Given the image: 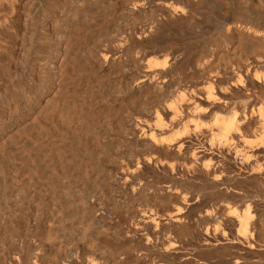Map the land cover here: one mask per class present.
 <instances>
[{
  "label": "rangeland",
  "instance_id": "rangeland-1",
  "mask_svg": "<svg viewBox=\"0 0 264 264\" xmlns=\"http://www.w3.org/2000/svg\"><path fill=\"white\" fill-rule=\"evenodd\" d=\"M89 1L73 7L67 44L41 35L54 75L28 79L0 127V264H264V58L250 54L263 39L229 27L234 0L219 16L176 0L172 13L162 0ZM244 17L264 24V10ZM217 118L240 121L227 143Z\"/></svg>",
  "mask_w": 264,
  "mask_h": 264
},
{
  "label": "bare ground",
  "instance_id": "bare-ground-1",
  "mask_svg": "<svg viewBox=\"0 0 264 264\" xmlns=\"http://www.w3.org/2000/svg\"><path fill=\"white\" fill-rule=\"evenodd\" d=\"M88 2L87 0H85ZM92 2H97V0H91ZM142 1V0H141ZM164 2L165 11L167 13L174 12V8L172 10V5L170 0H162ZM178 6L188 13L193 14L194 11H199L204 13L208 11L210 13L213 12L217 16L218 14H222V10L227 1L229 0H176ZM238 2V6L241 11L235 15V19L231 20L229 27H233L236 29L248 27V33H254L257 37L263 39V41L254 43L253 51L250 54H254L253 56L264 58V24L259 25L258 23H250L249 20L243 19L244 13L249 12L251 14L260 15L264 10V0H234ZM81 2V0H0V75H3V71L6 70V67L11 68V73L9 76V80L6 81L0 78V127L4 128L7 121L5 118H12L13 115L16 114V102L24 99L25 97V82L30 78H40L42 74H45V80L50 79L54 75V70L49 66V63L52 59L53 46L49 45V43L44 44L42 47L40 45L41 35L52 34L57 43H60L64 40L66 35V30L68 28V23L71 21L73 14V7L76 3ZM84 2V1H83ZM85 2V3H86ZM90 2V1H89ZM88 2V3H89ZM102 2V0H101ZM145 2V1H144ZM85 3L84 6H85ZM228 3V2H227ZM94 4V3H93ZM141 4V2L139 3ZM78 5V4H76ZM81 5V4H80ZM98 5V3H97ZM96 5V6H97ZM88 6V5H86ZM90 6V5H89ZM94 6V5H92ZM102 6V5H101ZM114 6V5H113ZM78 7V6H77ZM83 7V6H82ZM95 7V6H94ZM76 8V7H75ZM87 7H85L86 10ZM98 8V6H97ZM115 8V7H114ZM79 9V8H76ZM75 9V10H76ZM84 9V8H80ZM79 9V12L81 11ZM89 9V7H88ZM101 9V8H100ZM99 9V10H100ZM112 9V8H111ZM94 10V9H93ZM98 10V9H97ZM104 10V9H102ZM244 12H243V11ZM96 11V10H94ZM92 11V12H94ZM77 12V11H75ZM84 12V11H82ZM101 12V11H100ZM165 12V13H166ZM87 13V12H86ZM90 13V11H89ZM97 13V12H96ZM212 13V14H213ZM85 14V12L83 13ZM92 14V13H91ZM94 15V13H93ZM92 15V16H93ZM102 15V14H101ZM200 15V14H199ZM196 18L197 20L192 24L193 28L198 26V22L200 21V17ZM84 16V15H83ZM89 16V15H88ZM100 16V15H99ZM108 16V15H107ZM106 16V17H107ZM112 16V15H111ZM121 16V15H120ZM185 16V15H184ZM190 16V15H189ZM194 16V15H192ZM191 16V17H192ZM197 16V15H196ZM76 17V16H75ZM86 17V16H85ZM213 17V16H212ZM211 17V18H212ZM222 17V16H221ZM250 17V16H249ZM261 17V16H259ZM93 18V17H92ZM110 18V17H109ZM149 18V17H148ZM208 18V17H207ZM210 18V19H211ZM241 18V19H240ZM264 18V17H263ZM78 19V18H77ZM80 19V16H79ZM105 19V18H104ZM204 19V18H202ZM87 20V19H86ZM102 20V19H101ZM100 20V21H101ZM106 20V19H105ZM122 20V19H121ZM192 20V18H191ZM216 20V19H215ZM91 21V20H90ZM104 21V20H102ZM130 21V20H129ZM74 22V21H73ZM72 22V23H73ZM71 23V24H72ZM99 23V22H98ZM12 27L19 29L18 32L11 31ZM100 24V23H99ZM107 24V23H106ZM215 24V23H214ZM75 25V24H73ZM101 25V24H100ZM113 25V24H112ZM133 25V24H132ZM216 25V24H215ZM219 25V24H218ZM99 26V25H98ZM217 26V25H216ZM87 27V26H86ZM95 26H93L94 28ZM109 28V27H108ZM192 28V29H193ZM257 30H255V29ZM73 29V28H71ZM70 29V31H71ZM86 29V28H85ZM100 29V28H99ZM191 29V28H189ZM195 29V28H194ZM219 29V28H218ZM69 30V29H68ZM78 30V29H77ZM262 30V31H260ZM101 31V29L99 30ZM72 32H74L72 30ZM76 32V31H75ZM104 32V31H103ZM69 33V32H68ZM112 33V32H111ZM207 33V32H206ZM70 35L72 33H69ZM77 34V33H76ZM75 34V36H77ZM81 34H83L81 32ZM79 34V35H81ZM97 34V33H96ZM69 36V35H68ZM83 36V35H82ZM102 36V35H101ZM100 36V37H101ZM105 36V35H104ZM107 40L111 39V34H107ZM73 37V35H72ZM228 40L223 45H227V47L233 45V37L234 34L230 33L228 35ZM239 37V36H238ZM81 38V37H80ZM99 38V37H98ZM97 38V39H98ZM68 39V38H67ZM70 39V38H69ZM71 39H75L74 37ZM79 39V36H78ZM76 40V39H75ZM74 40V41H75ZM91 40V38H90ZM99 40V39H98ZM12 43L11 47L5 46L4 42ZM65 41V40H64ZM70 41V40H69ZM92 41V40H91ZM95 41V40H94ZM93 41V42H94ZM244 41V40H243ZM55 42V43H56ZM66 42V41H65ZM97 42V41H95ZM242 42V41H241ZM240 42V43H241ZM73 43V41H72ZM239 43V42H238ZM237 43V44H238ZM67 44V42L65 43ZM160 44V43H159ZM71 45V44H70ZM76 45V44H75ZM222 43H216V48L221 49L223 47ZM241 44L231 47V51L236 53L240 48ZM69 47V46H68ZM226 47V48H227ZM252 47V46H251ZM9 49L8 51L5 49ZM65 48V47H64ZM87 48V47H86ZM66 49V48H65ZM75 49V48H74ZM73 49V50H74ZM77 49V48H76ZM75 49V50H76ZM245 50V49H244ZM83 51V50H81ZM71 52V51H70ZM231 52V53H232ZM244 52V51H243ZM248 52V51H247ZM54 53V52H53ZM66 53V52H65ZM73 53V52H72ZM64 54V53H63ZM249 55V53H248ZM80 56V55H79ZM89 57V55L87 54ZM167 56V55H166ZM251 56V55H250ZM63 57V56H62ZM69 57V56H67ZM235 57V56H234ZM170 59V56H169ZM61 60V59H60ZM67 60V59H66ZM78 60V59H77ZM86 60V57H85ZM149 60V59H148ZM166 58H164V61ZM221 60V59H220ZM226 60V59H225ZM231 60V59H230ZM238 60V58H237ZM244 60V59H243ZM68 61V60H67ZM52 62V61H51ZM63 62V61H62ZM65 62V61H64ZM63 62V63H64ZM167 62V61H166ZM169 62V61H168ZM240 62V61H239ZM59 63V62H58ZM68 63V62H66ZM82 63V62H81ZM92 63V62H91ZM218 63V62H217ZM263 63V62H262ZM70 64V63H69ZM68 64V65H69ZM74 65V63H72ZM67 65V66H68ZM166 65V63H165ZM217 65V64H216ZM258 65V64H256ZM260 65V64H259ZM53 66V65H52ZM58 66V65H57ZM86 66V65H85ZM214 66V65H213ZM60 67V66H58ZM57 67V68H58ZM62 67V66H61ZM64 67V66H63ZM80 67V66H79ZM263 68V67H262ZM70 69V68H69ZM79 69V68H77ZM252 68L246 69V72L249 73ZM72 70V69H71ZM70 70V71H71ZM80 70V69H79ZM7 71V70H6ZM147 71V70H146ZM61 72V71H60ZM77 72V71H76ZM264 72V71H262ZM6 73V72H5ZM70 73V72H69ZM109 73V72H108ZM258 73V72H257ZM72 74V73H71ZM70 74V75H71ZM83 74V73H82ZM81 74V75H82ZM89 74V73H88ZM94 74V73H93ZM9 75V74H8ZM65 75V74H64ZM95 75V74H94ZM220 75V74H219ZM5 76V75H4ZM62 76V75H61ZM75 76V75H74ZM108 76V75H107ZM224 76V74H223ZM229 76V75H228ZM253 76V74H252ZM96 77V76H95ZM71 78V77H70ZM222 78V75L221 77ZM256 78V77H255ZM259 78V77H258ZM262 78V77H261ZM98 80V79H97ZM34 83V80H32ZM108 81V80H107ZM70 83V82H69ZM78 85V83H77ZM86 85V84H85ZM68 86V85H67ZM66 86V87H67ZM65 87V88H66ZM69 87V86H68ZM59 90V89H58ZM111 90V89H110ZM192 90V89H191ZM66 92V91H65ZM53 95V94H52ZM106 95V94H105ZM55 96V95H54ZM214 96V95H213ZM249 97V96H248ZM252 97V96H251ZM213 98V97H212ZM101 99V98H100ZM37 98L34 96L30 98L26 103L29 106L34 103ZM144 100V99H143ZM240 100V99H239ZM26 101V100H25ZM146 101V100H145ZM24 102V101H22ZM23 104V103H22ZM96 105V104H95ZM260 106V105H259ZM24 107V108H25ZM51 109V108H50ZM89 109V108H88ZM87 109V110H88ZM247 109V108H246ZM259 109V107H258ZM21 110V109H20ZM25 111V110H24ZM52 111V110H50ZM54 112V111H53ZM57 112V111H56ZM40 113V112H39ZM51 113V112H50ZM81 113V112H80ZM236 113H234L235 115ZM40 115V114H39ZM49 115V114H48ZM51 115V114H50ZM86 115V114H85ZM233 115V116H234ZM237 115V114H236ZM257 115V114H256ZM58 116V115H57ZM60 117V115H59ZM236 117V116H235ZM66 118V117H65ZM244 118H246L244 116ZM258 118L262 124V134L260 135V142L264 144V108L259 109ZM41 119V118H40ZM240 121L237 118H232V120L225 119H216L214 124L215 131L213 136L220 137V141L227 143V136L229 131L233 128L240 127ZM29 123V122H28ZM34 123V122H33ZM51 123V122H50ZM239 123V124H238ZM32 124V123H31ZM49 124V123H48ZM62 124V123H61ZM199 124V123H198ZM92 125V124H91ZM261 126V125H260ZM29 128V127H28ZM196 128H199L196 125ZM38 129V128H37ZM36 129V130H37ZM23 130V129H22ZM21 130V131H22ZM34 130V128H33ZM30 131V128H29ZM42 131V130H41ZM17 132V131H16ZM91 132V131H90ZM36 133V132H35ZM44 133V132H43ZM15 134V133H14ZM34 134V133H33ZM94 134V133H93ZM211 134V133H210ZM16 135V134H15ZM38 135V134H37ZM48 135V134H47ZM131 135V134H130ZM156 135V134H154ZM153 135V136H154ZM10 136V135H9ZM39 136V135H38ZM45 136V135H44ZM152 136V135H151ZM14 137V136H13ZM26 138V137H25ZM38 138V137H37ZM44 138V137H43ZM50 138V137H49ZM19 139V138H18ZM56 139V138H55ZM85 139V138H84ZM23 140V139H22ZM29 140V139H28ZM72 140V139H71ZM217 140V139H216ZM24 141V140H23ZM41 141V140H40ZM169 141V140H168ZM214 141V140H213ZM212 141V142H213ZM62 142V141H60ZM164 142V140H163ZM21 143V142H20ZM75 143V142H74ZM183 143V142H182ZM185 143V142H184ZM10 145V144H9ZM185 144H180L178 147H185ZM37 146V145H36ZM166 146V145H165ZM12 147V146H11ZM32 148V147H31ZM49 148V147H48ZM9 149V148H8ZM30 149V148H29ZM52 149V148H51ZM75 149V148H74ZM180 150V149H179ZM1 151V150H0ZM194 156H198L199 158L204 157V152L200 148H194L191 150ZM47 152V151H46ZM1 153V152H0ZM42 153V152H41ZM11 156V155H10ZM70 157V156H69ZM43 158V157H42ZM195 158V157H194ZM5 160V159H4ZM26 160V159H25ZM62 160V159H61ZM64 160V159H63ZM151 161V160H150ZM47 162V161H46ZM29 163V161H28ZM45 163V162H44ZM7 164V163H6ZM19 164V163H18ZM47 164V163H46ZM63 164V163H62ZM30 167V165H29ZM30 170V169H29ZM10 171V170H9ZM61 172V171H60ZM26 177V176H25ZM24 177V178H25ZM44 178V177H43ZM30 182V181H29ZM63 182V181H62ZM92 183V182H91ZM8 184V183H7ZM32 184V183H31ZM93 184V183H92ZM12 185V184H11ZM28 185V184H27ZM30 185V184H29ZM100 185V184H99ZM4 186V185H3ZM2 186V187H3ZM20 186V185H19ZM11 189V188H10ZM26 189V188H25ZM97 189V188H96ZM41 196V195H40ZM39 198V197H38ZM41 198V197H40ZM18 199V198H17ZM28 205V204H26ZM79 205V204H78ZM8 207V206H7ZM14 207V206H13ZM26 209V208H25ZM4 214V213H3ZM234 215L238 221V231L242 236H246L248 234V217L249 212L245 211L241 215L238 212H234ZM23 218V217H22ZM9 219V218H8ZM250 220V219H249ZM10 224V223H9ZM8 227V226H7ZM9 234V233H8ZM52 236V235H51ZM50 236V237H51ZM9 241V240H8ZM104 255V254H103ZM20 256V255H19ZM15 258H9V264H14L13 260ZM19 261V260H18ZM49 261V260H48ZM50 263V262H49ZM5 264V263H4ZM34 264V263H33Z\"/></svg>",
  "mask_w": 264,
  "mask_h": 264
}]
</instances>
